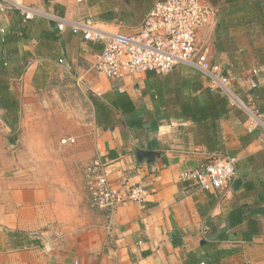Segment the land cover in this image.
<instances>
[{
    "label": "crops",
    "instance_id": "crops-1",
    "mask_svg": "<svg viewBox=\"0 0 264 264\" xmlns=\"http://www.w3.org/2000/svg\"><path fill=\"white\" fill-rule=\"evenodd\" d=\"M158 1L19 0L29 20L0 9V264H264V135L250 123L264 114V0H200L216 15L198 43L227 90L190 65L96 74L103 43L73 26L134 36ZM227 157L229 189L180 179ZM96 159L122 194L142 187L145 207L110 216L74 182L55 186Z\"/></svg>",
    "mask_w": 264,
    "mask_h": 264
},
{
    "label": "built area",
    "instance_id": "built-area-1",
    "mask_svg": "<svg viewBox=\"0 0 264 264\" xmlns=\"http://www.w3.org/2000/svg\"><path fill=\"white\" fill-rule=\"evenodd\" d=\"M0 9L20 10L26 20L32 17V10L22 6L19 0H13L11 4L0 2ZM215 15V7L200 0H160L148 13L141 31L134 36L108 35L90 19L75 24L72 32L81 34L86 41L103 43L101 54L92 70L108 79L117 80L127 75L148 72L164 75L179 65H190L208 75L213 84L227 90L230 79L222 74L220 68L212 64L209 51L201 48L198 43L200 29L209 26ZM64 27L63 23L59 25L60 30ZM250 123L252 129L259 128L264 135L263 113L252 114ZM74 142L72 138L61 141L63 145ZM236 163V159L232 157L217 159L198 169L184 170L180 179L193 181L206 192L226 190L234 184ZM86 177L93 205L109 211L110 216L128 202L145 207L147 201L145 190L140 186H133L124 195L121 190L110 186L106 167L101 160L96 159L91 163L86 170Z\"/></svg>",
    "mask_w": 264,
    "mask_h": 264
},
{
    "label": "rangeland",
    "instance_id": "rangeland-1",
    "mask_svg": "<svg viewBox=\"0 0 264 264\" xmlns=\"http://www.w3.org/2000/svg\"><path fill=\"white\" fill-rule=\"evenodd\" d=\"M90 165H88V166H86L84 168L83 176H81V177L77 176L75 178V180H72V179L68 180L67 174L63 173V171L59 172V173H54L53 175L55 177H54L53 180L56 181L55 182V186H58V187H61V186H64V185L69 186L68 182H74L75 183L74 187H77V188H80V189L84 190V192H85V194L87 196L90 193V196H91V190H90V187H89V184H88V181H87V177H86V170H87V168Z\"/></svg>",
    "mask_w": 264,
    "mask_h": 264
}]
</instances>
